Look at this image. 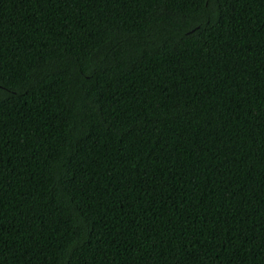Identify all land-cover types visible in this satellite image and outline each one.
<instances>
[{"label": "trees", "instance_id": "trees-1", "mask_svg": "<svg viewBox=\"0 0 264 264\" xmlns=\"http://www.w3.org/2000/svg\"><path fill=\"white\" fill-rule=\"evenodd\" d=\"M0 264H264V0H0Z\"/></svg>", "mask_w": 264, "mask_h": 264}]
</instances>
